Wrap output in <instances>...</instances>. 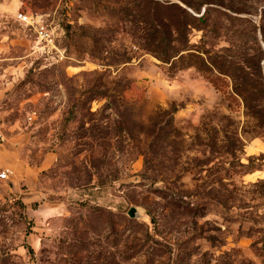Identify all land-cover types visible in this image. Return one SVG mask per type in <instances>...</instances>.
<instances>
[{
	"label": "rangeland",
	"instance_id": "rangeland-1",
	"mask_svg": "<svg viewBox=\"0 0 264 264\" xmlns=\"http://www.w3.org/2000/svg\"><path fill=\"white\" fill-rule=\"evenodd\" d=\"M167 1L0 0V264H264V106L199 67L264 62V0L211 10L181 61L147 48Z\"/></svg>",
	"mask_w": 264,
	"mask_h": 264
},
{
	"label": "trees",
	"instance_id": "trees-1",
	"mask_svg": "<svg viewBox=\"0 0 264 264\" xmlns=\"http://www.w3.org/2000/svg\"><path fill=\"white\" fill-rule=\"evenodd\" d=\"M180 1H167L165 6L168 10L171 11V15H166V21L160 22V19L156 16L153 20L152 25V32L150 34V46L147 48L154 51L158 57L165 61H169L173 58V61H181L185 58L186 55H189L191 52L194 51H187L182 52L183 50L190 49V38H189V31L193 28L198 26V21L205 20L206 14H209L213 9H226L228 11H235L241 12L244 9L243 7H238L233 1H226V0H182ZM206 4L205 10L201 15L197 14V11L200 9V6ZM264 8V7H263ZM264 10V9H263ZM264 19V15L262 16ZM159 27V28H158ZM162 27V28H161ZM261 32L262 37L264 40V24L263 21L261 22ZM182 33L184 36L177 37L175 34ZM178 42V43H176ZM261 49V58L264 55V50L262 47ZM200 54V53H199ZM177 56V58H176ZM175 57V58H174ZM201 60L203 64L206 66L205 68L199 65L200 69L207 71L213 70L215 76L210 77V80L216 85V87H220L222 83H226V78H222L223 76L214 72L219 71L225 73L226 75L230 76L231 81V90L234 94L241 97L244 101L245 106V114L246 117L255 118L258 120V124L262 125L261 117H263L262 107L264 106V62H261V59L255 55L252 59L248 62L243 60L240 64V61H237L235 57H238L234 54L229 55L228 59L230 60L231 57L234 59L230 60V64L226 67L219 66L217 63L218 57H204L201 54ZM237 61V62H236ZM239 62V63H238ZM256 81V85H252V81ZM261 93V95H260ZM259 94V95H258ZM261 120V121H259ZM246 132L251 134L249 129H246ZM252 134H264L263 131L256 130L252 132ZM190 206V205H188ZM195 209V215H203L204 210L198 207H189ZM216 244L215 239L212 241Z\"/></svg>",
	"mask_w": 264,
	"mask_h": 264
},
{
	"label": "built area",
	"instance_id": "built-area-1",
	"mask_svg": "<svg viewBox=\"0 0 264 264\" xmlns=\"http://www.w3.org/2000/svg\"><path fill=\"white\" fill-rule=\"evenodd\" d=\"M17 18L22 22H25L28 24H34V22L32 21V17H31L29 12L19 11L17 14ZM36 29H37L40 37L48 38V36H50V32H49L48 28L43 23H37L36 22ZM0 136H1V133H0ZM9 175H10V169L9 168H5L2 171H0V176L3 178H7Z\"/></svg>",
	"mask_w": 264,
	"mask_h": 264
},
{
	"label": "crops",
	"instance_id": "crops-1",
	"mask_svg": "<svg viewBox=\"0 0 264 264\" xmlns=\"http://www.w3.org/2000/svg\"><path fill=\"white\" fill-rule=\"evenodd\" d=\"M24 169L26 170V172H28V171L32 170L33 168L29 167V166H26ZM59 210L60 209H58V207H57V212H59Z\"/></svg>",
	"mask_w": 264,
	"mask_h": 264
}]
</instances>
